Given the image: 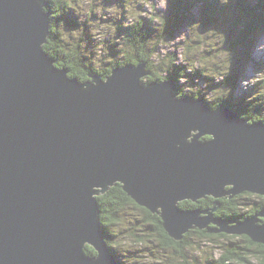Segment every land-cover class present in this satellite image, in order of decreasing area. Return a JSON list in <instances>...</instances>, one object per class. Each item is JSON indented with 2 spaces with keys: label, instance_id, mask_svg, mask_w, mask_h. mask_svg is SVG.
Listing matches in <instances>:
<instances>
[{
  "label": "water",
  "instance_id": "water-1",
  "mask_svg": "<svg viewBox=\"0 0 264 264\" xmlns=\"http://www.w3.org/2000/svg\"><path fill=\"white\" fill-rule=\"evenodd\" d=\"M46 4L0 0V264H122L97 200L117 183L175 240L226 226L180 202L264 194L263 123L178 100L173 80L141 86V60L95 86L69 78L41 46ZM260 217L222 230L264 244Z\"/></svg>",
  "mask_w": 264,
  "mask_h": 264
},
{
  "label": "trees",
  "instance_id": "trees-1",
  "mask_svg": "<svg viewBox=\"0 0 264 264\" xmlns=\"http://www.w3.org/2000/svg\"><path fill=\"white\" fill-rule=\"evenodd\" d=\"M104 2L105 4L118 2L122 9L125 7V0H104ZM220 3L221 2L219 0H169L168 11L166 12V14L163 13L166 23L163 26L162 31L159 29V26L154 25V22L151 19H141L140 22L133 26L123 28L121 26V29H118L117 37L127 36L131 38V40L137 46L136 53H138L140 43L147 42L152 38H160L171 44L172 41L176 40L175 35L178 31L184 32L182 30V27H189L190 25H192L191 29L194 35L189 36L192 41L200 40L197 35L199 34L202 36L207 35V38H205L207 42L213 41L214 43H218L217 47L214 46L215 52L211 54V56L206 57L201 55L202 59H200L201 61L207 62L210 67H215V69L211 68L214 72V75L205 76L200 73L197 74H199L201 77H205V79L207 80H215L217 78L216 74H220L224 78V76L226 77V74L232 68L230 61L233 58L230 55L227 58L228 71L227 73H225L223 71L224 59L220 57L216 52L220 53L221 51H224L225 49L222 48L224 46H226V50H228V52L230 51L229 54L231 52L233 54H237L240 50L243 49H246V51L249 52V49L250 47L252 48V44L254 42L257 45L259 44V40L256 39V37L264 31V0H257V5L253 6L248 4V2L247 6H243L245 1H242L243 4L239 5L238 10L232 8L231 5L226 9H222L220 8ZM196 4H198L201 9V13L198 17L194 12L190 11ZM257 7H260V9H258ZM45 10L51 12L50 25L55 23L58 26L61 22H63V24H67V26L65 27L69 30L81 27V20L79 19V15L75 16V13H78L77 9L69 6L66 2H64V0H61L59 6H57L55 0H47ZM68 10L73 11V13L67 15ZM227 11H229L231 15H226ZM241 12H244L246 15L241 14ZM254 13H259L255 15L257 17L259 16V20H254V18H252L251 20V16ZM72 14L74 15L71 16ZM54 15L56 16V22L53 21V19L55 18ZM92 18L98 19L97 16L94 17L93 15ZM83 23L88 26L87 22ZM213 27L218 28V32L211 30ZM86 29L88 28L86 27L85 30ZM210 32L211 35H209ZM48 35H52L55 39L59 38L58 34L52 33L51 31H49ZM85 35L86 37H83V39L86 40L87 45H89L88 40L90 42H93L94 38L89 34V30L85 31L84 36ZM221 35L224 37L223 41L218 39V37ZM192 36L194 38H192ZM105 42L109 49V56L113 58L111 61H107L104 64V67L107 64V66L105 67V72L99 73L95 71L93 65L90 63L91 57L82 56L80 58V66L88 73L89 76L90 74H98L106 78V76L110 73V71H108L109 69L112 70V68L114 67L117 68L118 66H124L128 63H138L135 53L136 62H132V60L130 59L129 62L121 65L119 56H115L111 53V51H113V48L119 49L118 43L114 40H111V44H108L107 41ZM199 42L200 41H198V43ZM96 43H99V41ZM158 48L159 46L155 48V51L159 52ZM152 50L153 49L151 48L146 49V51L148 52H151ZM119 52L120 49L117 53L119 54ZM169 53H173L172 50H169ZM92 55L93 54H91V56ZM171 55L170 56L174 60H176V57L173 54ZM50 57L56 62L58 60L66 59V57L60 52H57L56 57ZM88 57L90 60L88 59ZM142 58L144 57L142 56ZM238 60L242 63V66L239 68L246 67V65L244 66L245 63L243 60ZM145 62L147 70L151 71V74L148 77H153L148 81L156 80L149 61L145 59ZM59 68L66 69L69 72L72 70L68 65ZM173 70L179 73L186 72V70L184 69V66H181V64L173 65V67L170 66L166 79L173 80L174 82L177 81V83H179V77L183 76L174 75L172 72ZM72 77H78L81 82L85 81L82 80L79 76ZM224 83L225 85L228 84L226 83V81H224ZM263 83L264 82L259 83V86H257V88H262ZM176 92L180 93L181 95H191V93L185 92L180 88L176 89ZM246 92L247 91H245L244 93ZM226 95V100L228 98V101H225V103H227V106L237 111L243 118H249L253 121L264 122V115H261V112L259 111L257 112L258 108H261L264 105V96H261V94H259V89H257L255 93H250L248 91L246 95L242 94L241 96H239L240 98H238L236 94L233 93H226ZM121 187L122 186L119 183L113 185L108 189L106 193L98 195L97 200L101 212L102 225L107 233L108 244L112 246L120 255L119 260L122 264H129L128 260L125 261L123 259V255H121L122 253H124V255L129 258L128 254L125 252V250H123V243L117 239L123 233L124 229H120L119 234L113 233V228H115L116 225L121 221L125 222V231H128V233H132V237L136 239V241L141 240L139 242L141 245H143V249L146 248L145 246L149 239V230L147 229L152 226L153 233L156 235V237L154 238V244L155 248H157V253L163 252L164 255H168L169 253L167 252H170L172 256L176 255L177 259L173 256V260L176 261L175 264H264V244L254 241L248 235L243 234L230 236L223 233L220 234L216 233V231L213 230V226H208L204 229L192 228L187 231L186 234H184L183 239L175 240L165 230L162 225V221L157 214H154L149 209L138 204ZM246 196L248 201L251 202L258 199L261 200L257 206H253L251 207V209L243 211L241 209V201H243L244 197ZM253 196V193L248 191L239 193L234 196H224L221 198L208 196L206 198L199 199L196 202H193L191 200L182 201L180 202V206L183 209H197L203 213L205 212V210H212V208H215V210L213 211V216L215 218H219L222 220L230 219L236 222H241L250 218L252 215H254L259 210H262V208L264 207V197L259 195L257 197L255 196L256 198L253 199ZM131 206L135 207V209L140 208L139 210L143 212L145 221L143 220L144 222L142 224V227L145 228L147 235L145 233L137 234L134 231L136 230L135 227L138 228L140 224L138 218H131L123 213L127 208ZM220 240L226 241H222L220 244ZM211 242L214 243L215 246L222 247L223 257H221L220 260H214L211 257L210 250L208 251V249H206L209 247L208 245H212L210 244ZM147 245L149 246V244ZM86 250L92 255L96 254V251L92 246H87ZM136 259H138V257ZM136 259H133L135 263L137 261ZM170 263H172V261Z\"/></svg>",
  "mask_w": 264,
  "mask_h": 264
},
{
  "label": "rangeland",
  "instance_id": "rangeland-1",
  "mask_svg": "<svg viewBox=\"0 0 264 264\" xmlns=\"http://www.w3.org/2000/svg\"><path fill=\"white\" fill-rule=\"evenodd\" d=\"M219 1L221 2V0H219ZM242 1L243 2L245 1V3L243 4ZM46 2H47V0H46ZM155 2L158 3V0H155ZM247 2L251 6L257 5V3H256L257 0H228L227 3H222L221 2L220 3V8L226 9V8L230 7V5H231L232 8H234L235 10H238L240 4H243V6L244 5L247 6ZM168 4H169V0H168ZM137 6H138V8H140L142 10H145V11L147 10L143 4H138ZM257 8L260 9V7H257ZM45 9H46V6H45ZM246 9H247V7H246ZM167 11H168V6H167L166 9L157 8V13L158 14H160V13L166 14ZM190 11L194 12L197 17L201 13V9H200V6L198 4H196L193 7V9L190 10ZM71 13H73V11H71V10L67 11V15H69ZM226 13H227L226 15H231L229 11H227ZM241 14L246 15L244 12H241ZM257 14H259V13L252 14L251 20H252V18H254V20H259L258 19L259 16L258 17L255 16ZM73 15L74 14H72L71 16H73ZM78 15H79V19H80V14L79 13H75V16H78ZM93 16L95 17L97 15L95 13H93ZM54 17L55 18L53 19V21L56 22V16L54 15ZM125 18L126 17H123L121 20H116V24L119 26L118 29L121 26H122V28L126 27V26H124V24L122 22H120V21H122ZM248 18H249V16H248ZM91 19L95 20L92 17H91ZM141 19H143V20L148 19L149 20V17H141ZM111 20H112V17L109 16L106 20L102 19V22L106 23V22H109ZM50 22H51V15H50ZM84 22H87V21L85 20ZM64 26H67V24H64ZM49 27H50V25H49ZM84 27L88 28V26H86V25ZM191 27H192V25H190L189 27H187V26L182 27V30L184 32H181V31L177 32V34L175 35L176 40L172 41V42H175V43L173 44L171 42L172 46L169 49V50H172L173 53H168L169 55L173 54L176 57V60H179L180 51H181L182 46L186 47L188 49V52L186 53V60L185 61L180 62V63H174V64L172 63L171 64V67H173V65L181 64V66H184V69L186 70V72H182V73H179V72L174 71V70L172 71L174 75H182L183 76V77H179V80H178L179 83H177V81L173 83L174 87L171 89V91L174 93V95H176L178 100L179 99H184V98H194V99L202 98L203 101H204V104L207 105V107H210L211 110H215L220 105H222L224 107H228L227 103H225V101L226 102L228 101V98L226 100V96H227L226 93L236 94V96L238 98H240L239 96H241L242 94L246 95L248 91L250 93H255V91L257 89H259V94H261V96H264V83L262 84V86H263L262 88H257V86H259V83L264 82V31L256 37V39L259 40V44L257 45L254 42L252 44V48L250 47L249 52L246 51V49H243V50L239 49L240 51L237 54H233L232 52L230 53V56L233 58L230 61V64H231L232 68L228 71V73L225 72V73H227L226 77L224 76V78H223L220 74L219 75L216 74L217 78L215 80H213V79L207 80V79H205V77H201L197 73H200V74L205 75V76H212V75H214V72L212 71V69H215V67L214 66L210 67V65H208L207 62L201 61L200 60V59H202L201 55L202 56H206V57L211 56V54H213L215 52L214 45H215V47H217L218 43L217 42L216 43H209V41L207 42L206 39H205V38H207L206 37L207 35H204L203 39L198 40V41H200L199 43H198V41H192V39L189 37L190 35H194ZM86 30H88V29H86ZM211 30L218 32V28H216V27H213ZM200 32H201V30H200ZM89 34L92 35L90 31H89ZM116 35H118V31H117ZM182 35L185 36V39H178ZM84 37H86V35ZM192 38H194V37L192 36ZM111 40H113V39L109 38L106 41H107L108 44H111ZM108 41H110V42H108ZM96 42H98V41L95 40V39H93V42H90L88 40V44L89 45H87V48L88 49H94L95 46L98 44ZM105 44H106V42H105ZM201 45L203 47H201ZM222 48L226 50V46H224ZM158 49L160 51V47ZM193 49H196V50L193 51ZM118 50H119L118 48H113V51H111V53L113 55H115V56H119V54L117 53ZM44 52H46V51L44 50ZM216 53L218 54V52H216ZM91 54H93L92 56L96 55L95 51H92ZM107 55L109 56V51H108ZM48 56H49V54H48ZM88 59H89V57H88ZM136 59L138 60V63L141 60L143 63L146 64L145 59L142 58V55H141L140 51L138 53H136ZM238 59L243 60L244 63H245L244 66L246 65V67L239 68V67L242 66V63ZM193 60L201 61V66L197 67L194 71H189L188 70V65ZM82 61H84V60H82ZM107 61L108 60L106 59L105 63ZM138 63H136V64L138 65ZM136 64L128 63L126 65L137 66ZM106 66H107V64H106ZM121 67H123V66H121ZM56 68L60 69L59 67H56ZM113 69H115V67L112 68V70ZM60 70H62V69H60ZM112 70H110V73L106 76L105 79L103 78V76H101L102 79L107 80V78H109L111 76ZM142 71L143 72H148V73L144 74L142 76H139L138 77V81L139 82L141 81V83H142L141 86H145L144 82H143L144 78L150 76L151 71L147 70V68L145 66H143ZM67 72L69 73L68 70H67ZM96 75H98V74H90V77L93 78V76H96ZM98 76H100V75H98ZM69 78H71V79L75 78L78 81L80 80L78 77H74V78L73 77H69ZM85 81H89V80H85ZM85 81H83V82H85ZM91 81L93 82L92 79H90V82ZM165 81H167V79ZM224 81H226V83H228V84L225 85ZM80 82H81V80H80ZM155 82L163 83L164 81L161 82V81H159V78L156 77V80L148 81V85L153 84ZM214 86H216V87H214ZM207 87H208V89H207ZM178 88L182 89L185 92L191 93V95L190 94L189 95L188 94L181 95L180 93L176 92V89H178ZM217 90H220L222 94L219 95V96H215L213 99H209L208 97L211 94H213L215 91H217ZM245 91H247V92L244 93ZM263 107H264V105H263ZM263 107L258 108V110H257V112L258 111L261 112V115H264V108ZM228 108L231 109L230 107H228ZM247 119H249V118H247ZM249 120L251 121L249 123L256 122V123H263L264 124L263 121H253L251 119H249ZM211 138H212L211 136L207 135V136H204L202 139H211ZM251 193H253V195H254L252 197L253 199L256 198L259 195L264 197L263 196L264 194H259V193H255V192H251ZM208 196H210V195H205V196H203V197H201L199 199H203V198H206ZM199 199L191 200V201L196 202ZM260 200L261 199H258V200H255V201L251 202V201H248L247 196H246V197H244L243 201H241V209L243 211L244 210L245 211L249 210V209H251V207L257 206L258 203L260 202ZM215 207H217V206H215ZM137 208H139V207H137ZM139 209H135V207L131 206V207L127 208L126 210L124 209L125 211L123 213L128 215V217L138 218V221L140 222V224H139L138 228L135 227L136 230H134V231L137 234L138 233L139 234H141V233L144 234L145 233L147 235V232L145 231V228L142 227V224L145 221V218L143 217V212L141 210H139ZM263 209H264V207L262 208V210ZM214 210H215V208H212V210H205L206 213H204V215H206V216L210 215L212 218H215L213 216V211ZM262 210H259L255 214L261 212ZM154 214H157L160 217V219L162 221V225H163V219H162L160 213L156 212ZM255 214L252 215L251 217L255 216ZM217 219H219V218H217ZM259 219L261 221V224L264 223L263 222L264 221V217H260ZM219 220L221 222H224L226 224V226H220L219 224L216 225L213 222L209 223V226H211V227L213 226V228L217 230L216 233H220V234L223 233V234L230 235V236L234 235V234L235 235H243L241 233H229V232H227V229L222 230V228H229V227L235 226L239 222H236V221L230 220V219H225V220L219 219ZM124 223L125 222L121 221L119 224H117L116 227L113 228V233L114 234H119L120 229H124L123 233L117 239L120 242L123 243V248H124L123 250H125V252L128 254L129 258H127L124 255V253L121 254V255H123V257H124L123 259L125 261L128 260L129 264H165V263H170L171 261H172V263H170V264H175L176 263V261L173 260V256L177 259L176 255L172 256L170 252H167V253H169L168 255H164L163 252L157 253V248H155V244H154V238L156 237V235L153 233L152 226H150L147 229V230H149V232H148L149 233V237H148L149 239H148V242H147V244H149V246L146 244V246H145L146 248L143 249L142 248L143 245H141L140 242H139L141 240L136 241V239H134L132 237L133 236L132 233H128V231H125V224ZM193 229H195V228H193ZM219 229H221L222 231L219 230ZM244 235H246V234H244ZM222 241H226V240H220V244H221ZM210 244H212V245H208L209 247L206 248V249H208V251L210 250L211 257L214 260H220L221 257H223V249H222V247L215 246V244L212 243V242ZM114 251H115V249H114ZM115 254L118 257V259H120V255L116 251H115ZM159 254H160V256H159ZM137 257H138V259H136ZM133 259L137 260L136 263H135V261H133Z\"/></svg>",
  "mask_w": 264,
  "mask_h": 264
},
{
  "label": "clouds",
  "instance_id": "clouds-1",
  "mask_svg": "<svg viewBox=\"0 0 264 264\" xmlns=\"http://www.w3.org/2000/svg\"><path fill=\"white\" fill-rule=\"evenodd\" d=\"M61 0H55L57 6ZM72 8H76L80 14L81 27L73 28L71 30L67 29L63 22L58 26L53 23L50 25V28L46 30V38L42 42V48L52 57H56L57 52L62 53L66 59L58 60L54 67H63L65 65L70 66L72 69L67 75L69 77L79 76L82 80H90L91 77L88 73L80 66V58L82 56L91 57L90 63L93 65L95 71L103 73L106 71L104 64L105 60L111 61L113 58L108 56L109 51L105 41L109 38H112L119 45V59L121 65L126 64L131 59L132 62H136L135 53L137 51V46L127 36L117 37L118 25L116 20H121L123 17H126L122 20L124 26H133L141 21V17H149L154 22L155 26H159V29L162 31L163 26L166 23L165 17L163 14H157V8L166 9L168 6V0H158V3L155 0H125V7L122 9L119 3L105 4L104 0H64ZM222 3H227L228 0H221ZM37 3H40V0H37ZM138 4H143L147 9L142 10L138 8ZM93 13H95L99 18L91 19ZM59 14V13H57ZM112 17V20L109 22H102L108 17ZM87 21L88 30L91 32L92 37L99 41L94 49L87 48V41L83 39L85 34L84 21ZM51 31L52 33L58 34V39L53 38L52 35H48L47 32ZM198 35V38L203 39L202 35ZM211 35V32L209 33ZM178 39H185V36H181ZM221 41L224 40V37L221 35L218 37ZM173 44L175 42H172ZM209 43H214L209 41ZM159 46L160 51H155V48ZM172 44L164 41L160 38H152L147 42L139 44V51L141 55L147 59L152 67L154 72V77L160 79L163 82L167 78L168 70L172 63H180L186 60V53L188 49L186 47L181 48L179 60H174L168 53ZM215 46V45H214ZM201 47H203L201 45ZM153 49L151 52L146 51V49ZM196 49H193L195 51ZM92 51H95L96 55L91 56ZM220 57L224 59L223 71H228V60L229 52L227 50L221 51L218 53ZM87 63V62H86ZM201 66V61L193 60L188 65L189 71H194L197 67ZM110 71V69L108 70ZM153 77H145L144 85L148 86V80ZM93 82L92 86H95ZM85 91H90L89 85H83ZM167 91V89H165ZM221 91L217 90L211 94L208 98L213 99L215 96L221 95Z\"/></svg>",
  "mask_w": 264,
  "mask_h": 264
},
{
  "label": "bare ground",
  "instance_id": "bare-ground-1",
  "mask_svg": "<svg viewBox=\"0 0 264 264\" xmlns=\"http://www.w3.org/2000/svg\"><path fill=\"white\" fill-rule=\"evenodd\" d=\"M50 25V24H49ZM56 62V61H55ZM137 65V64H136ZM144 66L146 67V64L144 63ZM121 67V66H120ZM104 79H105V77H103ZM141 78V77H140ZM92 79V78H91ZM90 81V80H89ZM141 82V81H140ZM174 87V86H173ZM174 91V90H173ZM188 97V96H187ZM249 122H251V121H249ZM122 188V187H121ZM250 192V191H249ZM237 195V194H236ZM264 196V195H263ZM105 199V198H104ZM100 201V200H99ZM225 219V218H224ZM262 219V218H261ZM109 221V220H108ZM230 222V221H229ZM264 222V221H263ZM205 228H207V227H205ZM222 231V230H221ZM213 232V231H212ZM235 235V234H234Z\"/></svg>",
  "mask_w": 264,
  "mask_h": 264
}]
</instances>
